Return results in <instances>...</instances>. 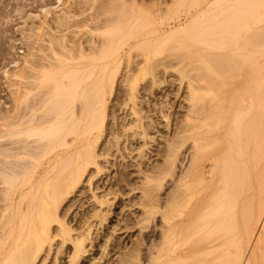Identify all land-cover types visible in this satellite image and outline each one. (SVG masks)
I'll return each instance as SVG.
<instances>
[{
    "label": "bare ground",
    "instance_id": "6f19581e",
    "mask_svg": "<svg viewBox=\"0 0 264 264\" xmlns=\"http://www.w3.org/2000/svg\"><path fill=\"white\" fill-rule=\"evenodd\" d=\"M118 1L122 14L101 22L92 16L83 23L88 30L79 27L90 35L87 47L80 44L74 54L72 40L60 37L47 46L52 55L25 58L22 68L10 73L19 82L9 106L0 110V264H35L44 245L55 238L69 248V264H84L87 245L93 246L99 229L115 215L113 201L124 185L140 195L123 206L121 214L127 213L110 234L117 226L137 234L119 251L117 264H264V0H195L184 16L175 18L168 15L176 0ZM68 21L61 18L60 27L68 30ZM144 22L149 26L146 33ZM97 35L109 38L98 42ZM183 35L189 44L202 46L196 56L203 66L189 70L185 66L190 63L168 64L181 83L187 81L181 135L175 132V138H167L166 148L158 152L161 163H152L148 171H142L138 161L117 166L116 154L122 157L126 151L122 159H128L136 150L128 145L134 142H129V134L142 138L144 147L149 139L155 141L148 137L156 129L154 115L161 114L169 127L172 109L162 100L167 97L160 102L154 97L161 83L154 76L160 63L154 58L159 47ZM101 59L106 61L96 66ZM85 62L91 69H85ZM83 68L88 80L83 74L86 82L72 81ZM119 71H124L121 89ZM146 74L153 76L147 86L142 84ZM54 76L64 81L28 107L35 82L41 85ZM146 104L153 110L144 109ZM66 126L67 132L73 129L69 139ZM121 138L129 143L122 145ZM58 145L60 151L54 152ZM183 148L189 151L187 158L182 157ZM141 149L139 160L146 156ZM132 169L135 185L129 184ZM112 170L118 188L99 190L97 184L111 177ZM168 177L172 188L167 192ZM83 178L92 212L82 215L79 225H70L61 211L82 204L70 198L87 191L79 190ZM237 203L244 204L243 212ZM154 221L158 229L145 232ZM53 222L58 224L55 233L50 229ZM110 238L102 249L104 261L110 254L108 243L120 247Z\"/></svg>",
    "mask_w": 264,
    "mask_h": 264
},
{
    "label": "rangeland",
    "instance_id": "374dc122",
    "mask_svg": "<svg viewBox=\"0 0 264 264\" xmlns=\"http://www.w3.org/2000/svg\"><path fill=\"white\" fill-rule=\"evenodd\" d=\"M95 1H96V3H95ZM117 1L118 0H0V110L9 106L10 96L18 91L16 89V85H18L19 81L17 78H13L10 75L13 72L17 71L19 67L22 68V63H21L22 60L24 61L25 58L33 59L32 58L33 55H34V58L36 57L37 59L42 60L44 57H46V55H52V51L49 50L50 49L49 43L51 41L56 43V40H58L60 42V37L64 38V36L66 39L68 38L67 40H72L71 45L73 47V50L74 49L76 50V52H74V54H76L78 52L77 51L78 48H81V47H79L80 44L84 43V46L87 47V44L85 41H87V38L90 37L89 33H88V36L85 35L88 32L87 31L88 29L85 28L87 30L84 31L85 30L84 29L85 24H83V23H85V21H87L86 19H88L92 16L96 17V15H97V18H96V19H98L97 21L101 22L102 19L113 18L117 14H122V11L119 10L120 6H118V5H120L119 1L118 2ZM194 1L195 0H176L174 5H172V11L169 13L168 16L172 17V18H175V16L177 17L178 15L184 16L187 8H190V6L193 5ZM146 2H147V4L151 3V1H146ZM68 4L70 5V7L72 6L70 10H69L70 7L69 8L66 7V5H68ZM218 5L219 4H217V3L215 4L212 12L216 13V8L218 7ZM89 7H91V8H89ZM115 7H117V8H115ZM162 7H163V9L165 8L164 6H162ZM67 10H69L68 12L70 14L67 12ZM85 13H86V15H85ZM63 17L64 18L66 17L67 19L69 17V21H70L69 25H71L70 26L71 28L69 27L68 30L67 29L65 30V29L60 27V19L61 18L63 19ZM70 17H72V19ZM69 21H68V23H69ZM72 21H74V22H72ZM72 24L75 26H73ZM78 24H80L81 26L80 25L78 26ZM86 24H87V22H86ZM143 25L144 24H142V30H143V32L146 33L149 26H147L146 23L144 26ZM76 26H78V29L76 28ZM90 26H92V25H90ZM72 27H74V28H72ZM79 27H83L84 30L82 28H79ZM71 30H73L74 33ZM83 32H85V33H83ZM97 36H99V37H96V40L98 42L101 41L102 39L109 38V36H104V35H97ZM53 37H55V38H53ZM116 37L118 39H120V35L119 36L113 35L112 38H116ZM186 39H187L186 35H183L182 38L179 39L180 41L182 40V42H180L178 40V41L173 42V43L169 42L168 43L169 46H168V44L162 45L161 47H159L158 52L156 54V57L154 58V60L157 61L156 63L160 62L159 63L160 65L158 64L159 67L156 64V68H155L156 71L154 70V72H155L154 76H156V80H158V79H159L158 81L161 80L160 81L161 83L159 82L160 86L157 89H155L154 97H155V99L156 98L158 99L157 101H159V100L161 101V99L166 95L167 98H163L162 100L166 99V105L171 106V107H169V106L168 107L172 109L171 110V114H172L171 115V123H170L169 127L167 128L165 126L164 119H161V117H160L161 114H159L158 117H157V115H154L157 117V118L156 117L154 118L155 120H157L156 129L150 131L148 137L153 138V140L155 139V141H152L149 139L148 143L144 147L143 139L137 138V136H134L132 134H129L131 137L129 136V139H128L129 142H131L132 141L131 139H133L134 142L132 141V143H129L127 141L129 143L128 144L127 142H125V140H124L125 138L124 139L121 138L120 143H122V145L123 144L125 145V143H126L132 149H136V150L130 156H127L128 159H122L123 156L124 157L126 156V151H122L123 152L122 157H120L118 154H116L115 159H117V164H118L117 166H119L121 164V161L122 162L132 161L135 163L138 161V162H141V164H140L141 166L140 165L139 166H140V169L142 167V169H143L142 171L150 170V166L152 165V163L153 164H155V163L159 164V162L161 163V160H160L161 156L158 155L159 154L158 152L162 153L164 151V149L166 148L167 138L168 139L175 138L174 135H176L177 132H180L178 128H179L180 124L182 123L184 116L186 114V111H187L186 106H188V103L185 100V97L187 96L186 95L187 94L186 93V91H187V87H186L187 83L186 82L187 81L185 79V80H183L184 82L181 83L179 80L180 77L178 78V76H179L178 73L175 71V69L174 70H173V68L170 69V66L168 64H170L172 66L174 64L176 65V64L180 63L181 65L180 64H178V65L181 67L184 65L183 63H185V65L190 63V66L184 65L186 67V69L189 68V70L193 69V67L195 69V68H202V66H203L202 62H200L201 59H199L198 55L196 56V52L199 50V48L201 49L202 46L198 45V44H193V43H190V44H193L190 46L189 41H187L188 39L187 40ZM184 40H185V42H184ZM77 41L79 44H77ZM47 46L49 47V49ZM59 46L60 45H55V48L57 50H60ZM178 46H180V47L178 48ZM135 53L141 54V52H135ZM177 60H179V61H177ZM103 61H106V59H101L100 61L96 60L95 63H97V62L103 63ZM181 61H183V63ZM86 62L84 63L86 65L85 69L86 68H87V70L91 69V67H90L91 63L89 64ZM91 62H93V61H91ZM95 63H92L91 66H93ZM98 63L96 64V66L98 65ZM164 63H166V64H164ZM171 63H173V64H171ZM20 64H21V66H20ZM166 65H167L169 70L167 68H165ZM82 66H83V64H82ZM88 66H89V68H88ZM92 68H94V67H92ZM80 70L82 72H80ZM80 70L79 69L77 70V71H79V74L76 72L77 75L75 73H74V76L71 75L72 81H77L78 78L82 79V77L84 79V76L86 75L84 73L85 72L84 68L80 69ZM123 72L119 71V73L116 76V81H118V84H117L118 89H121L122 80H123ZM83 74H84V76H83ZM55 76L54 77H46L44 80L46 81V79H47L48 82L47 81L45 83L43 82V84H41L42 86L38 85V82H35V84L33 86H35L34 88L36 89V91H38V93H36V91H35V94H33V96H36V97H33V96L31 97L32 101L30 100V102H28L31 105H28V107H32L33 105L34 106L36 105V104H33L34 103L33 101L36 100L35 103H37L38 98H40L41 96L43 97V94H42L43 91L46 92V90L53 87L54 84H56L57 82L59 83L61 81V79H62V81H64V78H62V77L60 78V81H57ZM51 78H53V79H51ZM85 78H87V80H88L87 75L85 76ZM58 80H59V78H58ZM90 80L91 79H89V81ZM150 80L151 81L153 80V76L151 74L150 75L146 74V76H144L142 84L147 86V84H145V83H147V82L150 83ZM83 81L86 82V79ZM166 81H170L171 84L170 85L167 84ZM8 83L9 84L11 83V86ZM149 87H151V86H149ZM149 87H148V89H149ZM37 89H39V90H37ZM175 93L178 94V96L176 95V97H175V95H174ZM144 97H146V99H149V98H147V94ZM32 98H34V99H32ZM149 100H150L151 104L155 103L154 98L150 97ZM75 101H77L76 98H75ZM78 104L79 103L77 102L76 105L79 106L80 104L79 105ZM151 104H149L150 107L147 106V104H146L144 109L147 110L148 107L151 109L154 108ZM169 108H167L165 110H167L169 112L170 111ZM152 112H154V111H152ZM67 128L68 127L66 126L63 129V130H66V133H64V134H67L69 132V130L67 132ZM70 130H71L70 132H72L73 129H70ZM60 131H62V129ZM70 132L68 133V135H66L67 139L72 137L73 133H70ZM178 134L181 135V132L177 133V135ZM56 148H55L56 150L54 152L60 151V149H61L60 145H58V147H56ZM137 149H141V150L144 149L143 154L146 155L145 158H143L144 160L143 159L139 160V158L137 157ZM114 154H115V152H114ZM181 154H182V157L187 158L189 151H185V148H183V150L181 151ZM111 162L113 163V160H111ZM145 168H146V170H145ZM134 169L136 170L137 168L135 167ZM134 169H132L133 171L132 170L130 171V174L132 176L130 177L129 184H131V185H135V181H136ZM117 170L118 171H116V174L119 175L120 168ZM114 173H115V171L112 170L111 177L108 176V178L105 177V178H102V180H100V183L97 184L99 187V190L109 189V188H111V189L112 188H116V189L118 188V186H116V184H117L115 182L116 180L114 179V177H117V176L114 175ZM138 175H139L138 178L140 177L142 179L140 174H138ZM166 181H168V182H166V187H165L166 190L165 191L168 192V191H170V188H172L171 187L172 186L171 185L172 180L170 177H168L166 179ZM105 183H106V185H105ZM104 186H106V187H104ZM128 187H129V185H127L126 187L124 185L119 191L120 194L113 201V203L115 204V208H116L115 209V215L111 216V218L107 221L105 227H101V229H99L98 234L96 236V239L93 242V246L92 247L89 246L90 244L87 245L88 246L87 247L88 256H87V259L84 261V264H94L93 262L100 259V257L101 258L103 257V260L101 259L102 262L100 261L101 262L100 264H103V263L104 264L105 263L106 264H117L118 260L120 259L119 257L122 254L121 252L124 251V247L130 246L131 241L133 239H136L137 231H134V230H130V231L127 230L126 231L124 229V227H121V229H120V227L117 226L116 227L117 232L114 233L113 236H111V234H110L111 228L115 227L117 225L118 218L124 217L123 214L125 215L127 213V211H124V212L122 211L123 214H121V210H123L122 209L123 206L124 205L127 206L129 201H133V199H135V195L136 196L140 195V194H136L134 191L130 192V189ZM87 189H88L87 179L83 178L81 184L79 185V190H81L83 192ZM0 190L3 191L4 188L2 186H0ZM87 191L83 192V194H81V195H79V193H78L80 191H77V192H75V194H72V196L70 198V199L79 200V202H81L82 204L79 203V205H77V203H76L73 208H70L69 211H67V212H65L64 210L61 211L63 214V215L61 214V218L62 219L64 218L66 220L68 219L69 223L70 222L72 223V224L70 223V225H79V223L82 220H84L82 217L85 215H90V213L92 212L91 208H93V207H91V208L89 207V206H91V204L89 205V203H91V197H90V195H88V194H90V192L89 191L87 192ZM86 192H87V194L85 195ZM249 193H250V195H253V193H251V192H249ZM0 204H2V203H0ZM69 204H71V202ZM237 205H235L236 209H237V207L241 208V212H243L244 204L240 205L239 203H237ZM63 207L65 208L66 206H63ZM62 216H64V217H62ZM154 222L149 224V228H147L145 230V232L151 233V232L158 229L154 226L156 224V222L155 223ZM118 228L120 230H118ZM50 229H52L53 233H55V230H58V224L57 223L55 224V222L51 223ZM259 232H260V230H259ZM227 235H230V232L227 233ZM257 236H258V233H257ZM108 238H110L112 242L116 241L117 243H119L120 247L115 248V247H113V243H108V245H109L108 248H110V249L107 248L108 249L107 251L110 254H108V256L105 258L106 260L104 261L105 255L102 253V249H103V246L106 242L105 240H108ZM59 241H60V248L62 247L61 249L58 248ZM141 248H143V247L141 246ZM66 249H68V250H66ZM121 249L123 251H121ZM58 250L61 254L58 252ZM62 250H64V251L62 252ZM111 250H113V251H111ZM119 251H121V252H119ZM70 256H71V252H69V248H66L65 245H63V246L61 245V239L55 238L51 242H48L44 245V248H43L42 252L40 253L39 258L35 264H69Z\"/></svg>",
    "mask_w": 264,
    "mask_h": 264
}]
</instances>
